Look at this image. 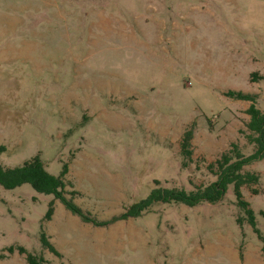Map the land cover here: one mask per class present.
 <instances>
[{
	"label": "rangeland",
	"instance_id": "374dc122",
	"mask_svg": "<svg viewBox=\"0 0 264 264\" xmlns=\"http://www.w3.org/2000/svg\"><path fill=\"white\" fill-rule=\"evenodd\" d=\"M228 91L264 110V0H0V163L39 156L58 175L66 162L67 197L109 222L28 183L0 185V264H28L17 247L48 264H264V156L245 166L259 192L242 187L263 240L236 221L231 187L217 204L157 202L110 222L156 181H209L207 163L232 141L255 150L251 102ZM42 230L60 255L42 248Z\"/></svg>",
	"mask_w": 264,
	"mask_h": 264
},
{
	"label": "trees",
	"instance_id": "16d2710c",
	"mask_svg": "<svg viewBox=\"0 0 264 264\" xmlns=\"http://www.w3.org/2000/svg\"><path fill=\"white\" fill-rule=\"evenodd\" d=\"M227 95L238 100L250 101V105L246 109L249 115V121L246 124L249 132L245 133L247 143L254 144L255 150L245 155L240 145L232 141L229 146L213 161L206 165L210 180L199 184L189 180L188 187H164L156 181V187L150 194L136 203L127 207L126 212L114 216L110 222L118 219H127L140 215L143 211L148 210L154 203L165 202L175 204H185L195 206L203 202L217 204L224 199L227 190L231 187L236 200L238 215L236 221L241 225L247 222L251 225L253 231L258 238L263 240L255 222V215L250 204L244 199L242 187L246 186L252 194H257L259 190L251 185L259 182V174L245 170V166L264 156V110L258 109L254 104V94L244 93L241 91H228ZM193 129L194 125L185 129L178 141L180 153V166L188 167L193 162ZM243 133L242 130H240ZM5 147L0 144V152ZM68 172V164L65 162L58 175L49 173L39 156H35L23 162V164L15 167H6L0 163V185L7 189L16 188L22 184L28 183L38 193L52 194L55 199L60 200L64 206L71 212L79 215L83 220L90 221L96 225H104L108 221H98L85 214L72 200L73 197H67L65 190V176ZM76 191H72L74 195ZM54 212L53 201L49 203L46 220H50ZM40 241L42 248L48 249L55 255H60L53 244L49 241V236L42 230L40 233ZM241 247V246H240ZM10 252L14 249L9 248ZM264 252V244L262 246ZM20 254H25V260L28 264H48L42 253L32 254L26 252L23 247H17Z\"/></svg>",
	"mask_w": 264,
	"mask_h": 264
}]
</instances>
